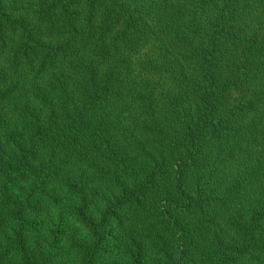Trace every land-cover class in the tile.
<instances>
[{
    "label": "clouds",
    "instance_id": "9594fccd",
    "mask_svg": "<svg viewBox=\"0 0 264 264\" xmlns=\"http://www.w3.org/2000/svg\"><path fill=\"white\" fill-rule=\"evenodd\" d=\"M10 134L0 264H264V0H0Z\"/></svg>",
    "mask_w": 264,
    "mask_h": 264
},
{
    "label": "trees",
    "instance_id": "16d2710c",
    "mask_svg": "<svg viewBox=\"0 0 264 264\" xmlns=\"http://www.w3.org/2000/svg\"><path fill=\"white\" fill-rule=\"evenodd\" d=\"M49 120L51 121L49 128H37V135L41 140L50 135L53 126L60 127L54 113L49 116ZM12 144L20 148L19 153L11 147ZM38 159H40V146L36 142L32 143L31 148L25 149L20 145L17 138L11 134L9 141L0 139V196L7 195L13 203L21 205L16 210L17 216L23 215L24 204L31 208H39L42 204V198L39 197H42L41 192H46L45 181L40 178V183L33 187L31 191H28L25 187L30 179L29 173L36 168L33 162ZM21 196L24 197L23 200L20 199Z\"/></svg>",
    "mask_w": 264,
    "mask_h": 264
},
{
    "label": "rangeland",
    "instance_id": "374dc122",
    "mask_svg": "<svg viewBox=\"0 0 264 264\" xmlns=\"http://www.w3.org/2000/svg\"><path fill=\"white\" fill-rule=\"evenodd\" d=\"M39 198H42V202H43V197H39Z\"/></svg>",
    "mask_w": 264,
    "mask_h": 264
}]
</instances>
